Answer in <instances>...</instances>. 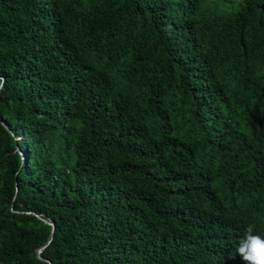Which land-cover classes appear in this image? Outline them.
<instances>
[{"label": "trees", "instance_id": "1", "mask_svg": "<svg viewBox=\"0 0 264 264\" xmlns=\"http://www.w3.org/2000/svg\"><path fill=\"white\" fill-rule=\"evenodd\" d=\"M0 85V264L264 239V0H0Z\"/></svg>", "mask_w": 264, "mask_h": 264}, {"label": "clouds", "instance_id": "2", "mask_svg": "<svg viewBox=\"0 0 264 264\" xmlns=\"http://www.w3.org/2000/svg\"><path fill=\"white\" fill-rule=\"evenodd\" d=\"M253 226L245 228V235L237 246L243 264H264V239L251 234Z\"/></svg>", "mask_w": 264, "mask_h": 264}, {"label": "water", "instance_id": "3", "mask_svg": "<svg viewBox=\"0 0 264 264\" xmlns=\"http://www.w3.org/2000/svg\"><path fill=\"white\" fill-rule=\"evenodd\" d=\"M0 88H1V85H0ZM0 123L3 125V127L5 129H7L8 132H10V130L7 128V126L4 124L3 120L0 118ZM45 223L49 224L51 226V233H50V238L49 240L47 241V243L43 246H41L37 251H36V256L39 260L43 261V262H47L48 264H50L47 260L43 259L40 254L42 253V251L45 249V247L51 242L52 238H53V232H54V224L53 222H48L46 220H44Z\"/></svg>", "mask_w": 264, "mask_h": 264}]
</instances>
